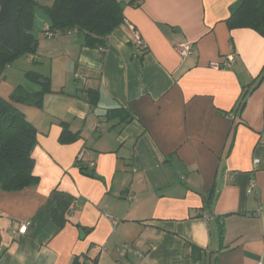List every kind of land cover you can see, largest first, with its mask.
<instances>
[{
	"label": "crops",
	"instance_id": "1",
	"mask_svg": "<svg viewBox=\"0 0 264 264\" xmlns=\"http://www.w3.org/2000/svg\"><path fill=\"white\" fill-rule=\"evenodd\" d=\"M118 1L125 22L104 51L75 29L46 39L48 19L34 30L52 93L17 107L37 130L40 182L0 190V264H264V82L240 110L264 38L228 28L239 0ZM62 123L81 139L61 145Z\"/></svg>",
	"mask_w": 264,
	"mask_h": 264
},
{
	"label": "trees",
	"instance_id": "2",
	"mask_svg": "<svg viewBox=\"0 0 264 264\" xmlns=\"http://www.w3.org/2000/svg\"><path fill=\"white\" fill-rule=\"evenodd\" d=\"M40 1L0 0V84L6 79V70L21 55L37 53L39 42L34 33L37 10L47 16L49 31L62 34L75 29L85 46L102 51L107 48L111 34L125 22L126 5L118 0H53L50 5ZM226 24L230 30L250 29L264 38V0H239L231 9ZM25 76L29 82L38 85L37 90L20 85L8 100L0 96V190L5 192H21L40 182L34 175L33 159L37 130L17 105L41 109L45 96L52 93L51 81L36 71H27ZM254 82L245 87L240 100L241 111L248 96L264 82V67ZM86 99L97 105L100 93L88 90ZM107 115L109 118L117 116L121 123L131 119L120 108L108 111ZM61 126V145L81 139V134L72 132L67 124ZM79 168L83 175L95 178L94 173ZM199 257L200 253L195 256L196 259Z\"/></svg>",
	"mask_w": 264,
	"mask_h": 264
},
{
	"label": "rangeland",
	"instance_id": "3",
	"mask_svg": "<svg viewBox=\"0 0 264 264\" xmlns=\"http://www.w3.org/2000/svg\"><path fill=\"white\" fill-rule=\"evenodd\" d=\"M36 12H37V17H36V21H35V31L41 32L42 31L41 30V28H42L41 24H43V21L41 19H47V16L41 14L40 12H38V10ZM46 32H45V34H46ZM45 34H44V36L46 38ZM46 39H48V38H46ZM38 49H39V45H38ZM36 54L21 55L15 61V63H13L6 70L7 80L3 81L0 84V96H4V97L7 96L8 97L9 94L14 92L15 89L20 85H23L24 87L28 88L29 90L30 89L31 90H33V89L37 90L38 89V85L29 82L25 76V73L27 71H39V72L41 71L45 75H48V72H49L48 68H47L48 63L42 62L41 60H39V62H41L40 65H36V63L38 62L37 60L39 59L38 56L36 57L38 59H35Z\"/></svg>",
	"mask_w": 264,
	"mask_h": 264
},
{
	"label": "built area",
	"instance_id": "4",
	"mask_svg": "<svg viewBox=\"0 0 264 264\" xmlns=\"http://www.w3.org/2000/svg\"><path fill=\"white\" fill-rule=\"evenodd\" d=\"M133 30V42H132V47H133V52L135 55L139 56V55H142L146 52V45L141 37V35L139 34V32H137L135 29H132ZM46 38L48 39H51V38H54V37H57L60 35V33L58 32H51V31H47L46 32ZM191 45L188 44V43H183V44H180L177 46V51L183 55V56H186V55H189L191 53ZM230 61H233V59H230ZM80 76L77 75L76 78H79ZM82 155L83 154H80L78 156V161H80L82 159ZM255 163H259L258 160L255 161ZM253 190H256V187L255 185L252 183L251 186H250V189H249V192L253 191ZM26 225L22 226L20 229H19V233L20 234H23L26 232ZM132 253V249L130 247H125V249L122 251V256L123 257H126L128 254ZM258 264H263L262 262H259Z\"/></svg>",
	"mask_w": 264,
	"mask_h": 264
},
{
	"label": "water",
	"instance_id": "5",
	"mask_svg": "<svg viewBox=\"0 0 264 264\" xmlns=\"http://www.w3.org/2000/svg\"><path fill=\"white\" fill-rule=\"evenodd\" d=\"M81 234H82V236H83V232L81 231Z\"/></svg>",
	"mask_w": 264,
	"mask_h": 264
}]
</instances>
